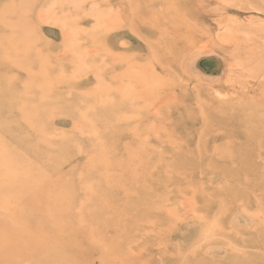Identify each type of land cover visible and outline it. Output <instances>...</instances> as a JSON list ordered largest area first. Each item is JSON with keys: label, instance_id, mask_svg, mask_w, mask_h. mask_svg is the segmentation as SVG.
Segmentation results:
<instances>
[{"label": "rangeland", "instance_id": "374dc122", "mask_svg": "<svg viewBox=\"0 0 264 264\" xmlns=\"http://www.w3.org/2000/svg\"><path fill=\"white\" fill-rule=\"evenodd\" d=\"M0 108V264H264V0H0Z\"/></svg>", "mask_w": 264, "mask_h": 264}, {"label": "bare ground", "instance_id": "6f19581e", "mask_svg": "<svg viewBox=\"0 0 264 264\" xmlns=\"http://www.w3.org/2000/svg\"><path fill=\"white\" fill-rule=\"evenodd\" d=\"M32 52H33V51H32ZM30 53H31V52H30ZM31 54H32V53H31ZM29 55H30V54H29ZM14 56H15V55H14ZM14 94H15V93H14ZM27 100H28V99H27ZM11 106H12V105H11ZM11 109H13V107H11ZM30 109H31V108H30ZM0 110H1V108H0ZM16 110H17V109H16ZM28 110H29V108H28ZM24 112H26V114H25V116H26L27 113H28L29 111L27 112V111L25 110V111H23V113H24ZM30 112H31V111H30ZM33 114H34V113H33ZM20 115H21V114H20ZM34 115H35V114H34ZM34 115H33V116H34ZM23 116H24V115H23ZM33 116H31V117H33ZM22 119H23V117H22ZM26 120H27V119H26ZM30 120H33V119H30ZM28 121H29V120H28ZM0 124H1V123H0ZM29 124L31 125L32 123H29ZM32 125H33V124H32ZM37 130H38V128H37ZM42 130H43V129L41 128V131H42ZM43 131H44V130H43ZM37 132H38V131H37ZM37 132H36V133H37ZM43 133H45V132H43ZM43 135H44V134H43ZM95 135H96V134H95ZM44 136H45V135H44ZM43 140H46V139H43ZM43 140H42V141H43ZM47 142H48V141H47Z\"/></svg>", "mask_w": 264, "mask_h": 264}]
</instances>
